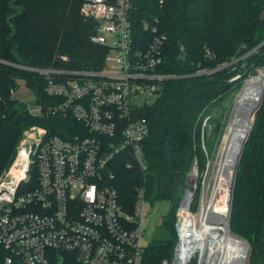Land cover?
<instances>
[{
  "label": "trees",
  "instance_id": "16d2710c",
  "mask_svg": "<svg viewBox=\"0 0 264 264\" xmlns=\"http://www.w3.org/2000/svg\"><path fill=\"white\" fill-rule=\"evenodd\" d=\"M81 5L82 0H0V177L25 130L38 126L73 138L82 127L66 112L43 109L33 116L10 95L23 81L45 108L58 102L45 93L48 78L103 70L107 49L92 42L95 23L81 14ZM131 9L138 43L145 47L153 35L163 40L164 64L157 70L163 80L151 104L138 111L149 125L142 144L145 168L116 159L111 183L127 212L138 190L150 205L170 204L159 226L165 238L142 253L141 264H162L172 257L175 213L194 162L203 173L226 126L228 114L213 113L224 106L229 113L245 79L264 69V0H131ZM229 225L232 235L249 244L245 264H264V94L236 172Z\"/></svg>",
  "mask_w": 264,
  "mask_h": 264
},
{
  "label": "built area",
  "instance_id": "2783aa9c",
  "mask_svg": "<svg viewBox=\"0 0 264 264\" xmlns=\"http://www.w3.org/2000/svg\"><path fill=\"white\" fill-rule=\"evenodd\" d=\"M131 10V0H82L81 14L95 23L92 42L107 49L105 67L61 81L48 78L45 93L56 105L25 102L33 116L43 109L66 112L82 127L73 138L38 126L23 132L11 167L0 177V264H141L143 191L125 211L111 168L116 159L145 168L142 144L149 125L138 111L160 90L157 70L164 58L161 38L153 35L145 47L135 40ZM196 166L192 175L200 174ZM192 175L175 213L172 257L162 264H223L219 236L244 244L228 232L232 190L211 194L207 202L201 184H191ZM244 250L225 264H239Z\"/></svg>",
  "mask_w": 264,
  "mask_h": 264
},
{
  "label": "bare ground",
  "instance_id": "6f19581e",
  "mask_svg": "<svg viewBox=\"0 0 264 264\" xmlns=\"http://www.w3.org/2000/svg\"><path fill=\"white\" fill-rule=\"evenodd\" d=\"M263 83L264 80L257 75L253 81L245 82L235 99L233 116L228 123L229 126L222 140L223 143L219 154L218 169L215 173L213 184V197L223 192L227 195V184L233 175L241 139L250 125L248 121L250 118L249 116H251L250 112L259 102ZM219 238L221 242L219 248H221L223 254V264L227 263L233 254L240 253L241 255L246 248L244 244H240L241 247L237 245L238 242L227 234L219 236Z\"/></svg>",
  "mask_w": 264,
  "mask_h": 264
},
{
  "label": "rangeland",
  "instance_id": "374dc122",
  "mask_svg": "<svg viewBox=\"0 0 264 264\" xmlns=\"http://www.w3.org/2000/svg\"><path fill=\"white\" fill-rule=\"evenodd\" d=\"M263 73H264V69H261V68L256 69L254 73L250 74L245 79L243 84H245V82H247V81H251V80L253 81V79L257 75L264 80V74ZM18 85H19V88H18V90L16 92L17 100L23 101V102H26V103L34 102V100L37 102V100L35 99V94L30 89H28L25 86L23 81H18ZM239 91L235 95L234 98H236L238 96V94L240 93ZM233 105H234V103L232 101L231 110L233 108ZM231 110L228 113V111L225 112V106L221 107L219 110H216L213 113V117L214 116L215 117H223L226 114H228V117H227V120H226V122L228 123V120L231 121L232 116H233V111L231 113ZM233 110H234V108H233ZM230 114H231V116H230ZM251 116L253 117V115H251ZM252 119L253 118H251V119L249 118L248 119L249 123H251L250 120L252 121ZM227 123H226V125H227ZM228 126H229V124L227 125V127ZM206 128H207V135H208L211 128L209 126L206 127ZM226 129L227 128L225 126V128L223 130V133H222V136H221V139H220V142L217 145L216 153H214V156L209 160L210 162H209V164H208V166L206 168L205 173L198 174V175L197 174L196 175H192L191 172H190V174H189V175H192L194 177L193 180L191 181V184H192L193 181H194L195 185H197L198 182H199V184H201L200 186L203 188V190L205 192L204 199L207 202L210 200L211 194H213L212 191L214 190V188L212 189V187H213V184H214L215 173H216V171L218 169L219 154H220V151H221V145L223 143L222 140H223V137L225 135L224 132H226ZM15 155H16V153H15ZM14 158H15V156H14ZM14 158H13L9 168L11 167V165H12V163L14 161ZM197 172L200 173L198 169H197ZM232 178H233V175H232ZM228 189L229 190H233L232 186L228 187ZM231 200H232V196H231ZM230 209H231V201H230L229 214H228V220H227L228 224H229V218H230ZM169 210H170V204L168 202H166V201H159V202L154 203L153 205H150L149 203L145 202L144 214H143L144 215V219H143L144 237L141 240V244L143 246H147L149 243H151L153 241L161 240V239L165 238L166 234L159 228V226H160V223L162 221V218L168 214ZM214 222H217V221L214 220ZM229 231H230V225H229ZM235 237L237 239H239L237 236H235ZM240 240H242V239H240Z\"/></svg>",
  "mask_w": 264,
  "mask_h": 264
},
{
  "label": "water",
  "instance_id": "95a60500",
  "mask_svg": "<svg viewBox=\"0 0 264 264\" xmlns=\"http://www.w3.org/2000/svg\"><path fill=\"white\" fill-rule=\"evenodd\" d=\"M264 74V73H263ZM244 85V84H243ZM243 87V86H242ZM242 87H241V89H242ZM241 91V90H240ZM239 91V92H240ZM263 94H264V83H263V87H262V91H261V95H260V99H259V102H258V104H257V106L254 108V109H252V111L250 112V114L251 115H253V117L252 116H249L250 118H253L252 119V121H251V123H250V125H249V127H248V129H247V131H246V133L243 135V137H242V139H241V143H240V147H239V151H238V155H237V158H236V163H235V165H234V170H233V178H232V189H233V187H234V183H235V176H236V172H237V169H238V166H239V162H240V159H241V156H242V153H243V150H244V147H245V144H246V141H247V138H248V135H249V133H250V131H251V129H252V125H253V120H254V115L256 114V112L258 111V109H259V107H260V105H261V102H262V97H263ZM235 99L236 98H234V100H233V103H234V105H235ZM234 105H233V108H234ZM233 108H232V110H231V113H232V111H233ZM230 116H231V114H230ZM230 119V118H229ZM228 123H229V120H228ZM228 123H227V125H228ZM227 125H226V128H227ZM225 133V132H224ZM187 181H188V179H187ZM186 192H188V190L186 191ZM232 192V191H231ZM232 196V195H231ZM229 213V212H228ZM227 227H228V232L230 233V231H229V224H227ZM231 234V233H230ZM235 237V236H234ZM236 238V237H235ZM239 241H241L242 243H244L245 245H246V249L244 250V255H243V257L241 258V261H240V263L239 264H244L245 263V260H246V257H247V253H248V249H249V244L246 242V241H244V240H240V239H238Z\"/></svg>",
  "mask_w": 264,
  "mask_h": 264
}]
</instances>
